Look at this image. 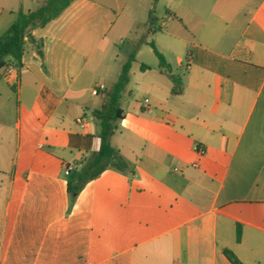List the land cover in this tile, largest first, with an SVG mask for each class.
<instances>
[{
	"label": "crops",
	"instance_id": "1",
	"mask_svg": "<svg viewBox=\"0 0 264 264\" xmlns=\"http://www.w3.org/2000/svg\"><path fill=\"white\" fill-rule=\"evenodd\" d=\"M44 1L0 0V37ZM157 2L123 0L119 22L118 4L75 0L28 32L13 80L0 71V264H264V0H167L159 20ZM132 55L110 139L129 167L71 205Z\"/></svg>",
	"mask_w": 264,
	"mask_h": 264
},
{
	"label": "trees",
	"instance_id": "2",
	"mask_svg": "<svg viewBox=\"0 0 264 264\" xmlns=\"http://www.w3.org/2000/svg\"><path fill=\"white\" fill-rule=\"evenodd\" d=\"M74 1L75 0H45L44 3L34 11L28 13L19 11L16 14L14 23L0 37V71L6 66L7 61L20 66L25 52L28 32L33 29L45 28L52 21L58 19ZM150 47L158 61L159 68L163 73L170 76L175 85L172 91L173 94H180V81L171 74L172 71L170 66L155 45L150 43ZM133 62L134 55H132L122 67L116 83L111 89L105 92L106 105L101 111L96 113L95 117L99 128L98 138L100 140V149L86 162L85 166L76 176V179L68 181L67 191L71 205L84 186L98 178L107 169L113 168L122 172L129 167L121 158L119 152L112 147L110 139L118 130V122L122 118L120 102L129 83V74ZM223 253L230 264H242L230 251L225 250Z\"/></svg>",
	"mask_w": 264,
	"mask_h": 264
},
{
	"label": "rangeland",
	"instance_id": "3",
	"mask_svg": "<svg viewBox=\"0 0 264 264\" xmlns=\"http://www.w3.org/2000/svg\"><path fill=\"white\" fill-rule=\"evenodd\" d=\"M97 2H99V3H101V4H103L104 6H108V7H114V9H115V11H116V6H117V4H118V6L119 7H121L120 8V11H123L122 12V16H120V18H119V22H122L123 20H124V16H126L127 15V11H126V9H124V7L122 6V2H123V0H96ZM166 3H167V0H160V2L158 3H156L155 4V6H156V12H155V15H156V18L159 20V19H161V17L163 16V15H165V7H166ZM152 15H153V12H152ZM159 34L161 33V32H158ZM121 39H123L124 40V36L121 38ZM118 46L119 47H121V49H125V48H127V40L123 43L122 41L118 44ZM146 52H149V51H147V49H146ZM227 55V57H234L233 55H230V54H226ZM150 56V58H152V60H156L155 59V57L153 56V55H149V53H148V57ZM147 58H143V60H146ZM186 56H185V58L183 59V62H186ZM148 60V59H147ZM157 61V60H156ZM135 66V65H134ZM138 67L136 66V77L135 78H133V80H132V83H131V85L129 86V88H131V92H133V95L131 96V98H132V100H134V101H137V102H142L147 96H146V94L144 93V91H142V90H139V89H136L135 88V83H137V81H136V79H137V76H139L138 74H139V71H138V69H137Z\"/></svg>",
	"mask_w": 264,
	"mask_h": 264
},
{
	"label": "built area",
	"instance_id": "4",
	"mask_svg": "<svg viewBox=\"0 0 264 264\" xmlns=\"http://www.w3.org/2000/svg\"><path fill=\"white\" fill-rule=\"evenodd\" d=\"M3 76L5 77L6 80H13L16 77V67L13 65H6L2 70ZM94 95H96V92H93ZM148 103V101H146ZM65 175L68 176L70 173V169L66 168L65 169Z\"/></svg>",
	"mask_w": 264,
	"mask_h": 264
}]
</instances>
